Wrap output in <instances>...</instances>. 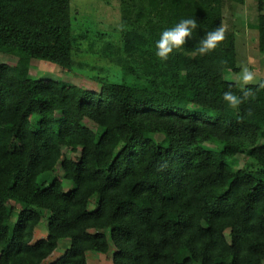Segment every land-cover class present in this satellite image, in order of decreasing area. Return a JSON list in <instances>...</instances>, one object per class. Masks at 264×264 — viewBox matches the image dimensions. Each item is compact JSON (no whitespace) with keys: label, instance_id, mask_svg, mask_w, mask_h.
<instances>
[{"label":"trees","instance_id":"1","mask_svg":"<svg viewBox=\"0 0 264 264\" xmlns=\"http://www.w3.org/2000/svg\"><path fill=\"white\" fill-rule=\"evenodd\" d=\"M244 5L120 0L117 34L99 50L119 76L90 75V87L37 79L30 90L33 60L94 71L77 61L82 43L94 47L72 27L71 0H0V54L16 58L0 63V264H44L64 240L47 264H86L110 246L111 264H264V78L225 79ZM258 11L248 27L264 55L261 0ZM191 17L197 32L162 61L161 32ZM217 27L224 41L199 55ZM245 87L239 108L223 100Z\"/></svg>","mask_w":264,"mask_h":264},{"label":"rangeland","instance_id":"2","mask_svg":"<svg viewBox=\"0 0 264 264\" xmlns=\"http://www.w3.org/2000/svg\"><path fill=\"white\" fill-rule=\"evenodd\" d=\"M258 1L245 0V5L240 9L234 10L231 17L233 22L239 24L238 30L235 32L236 58L234 62L225 64V79L236 82L240 87L245 86L241 80L242 69L244 67H247L254 75V82L249 84H256L260 79L264 78V55L256 49L258 34L255 30L248 27V24L257 23L259 15ZM261 2H263V11L261 13L264 14V0H261ZM119 3L120 0H71L72 27L77 33L87 31L92 42L91 45L94 47L90 51L89 45L86 42L82 43L80 46L82 52L79 53L77 61L81 64L86 63V66L89 68L94 67L95 70L90 71L87 68L83 71L62 72L53 63L33 60L29 72V77L32 80L30 90L34 87L33 81L37 79L63 80L82 87H90L91 78L89 76L97 73L101 74L108 81L116 79V76H119L120 73L119 69L102 59L99 50L102 45L111 41V38L108 36L109 34H117ZM224 27L227 30L231 29V24L227 20H224ZM0 63L14 65L16 58L0 54ZM233 69H237V72L233 73ZM85 127L79 139L81 143L86 141L89 137V132L94 130V127L88 122L85 123ZM244 160L243 156H238L234 167L240 168L244 165ZM44 224H41L35 230V240L46 236ZM68 245L69 242L67 240L59 241L58 248L44 264L51 262L61 255ZM112 252L113 248L111 246L107 254L89 252L86 255V264H111Z\"/></svg>","mask_w":264,"mask_h":264},{"label":"clouds","instance_id":"3","mask_svg":"<svg viewBox=\"0 0 264 264\" xmlns=\"http://www.w3.org/2000/svg\"><path fill=\"white\" fill-rule=\"evenodd\" d=\"M198 23L191 18H184L177 22L174 26L164 29L158 41H156V55L162 61H167L170 54L179 50L185 45L186 39L191 40L193 33L197 32ZM225 39V29L223 27H217L213 31L205 33V35L199 40V47L196 49L197 53L201 56L208 55L214 51L222 41ZM241 80L246 86L249 83L254 82L253 73L247 68L242 69ZM260 87H264V82H261ZM252 96L251 89L245 87L242 95H237L232 91H226L223 93V100L231 108H239L249 97Z\"/></svg>","mask_w":264,"mask_h":264}]
</instances>
